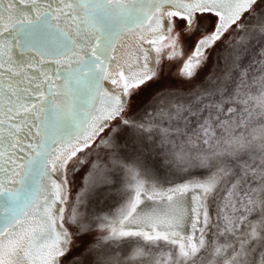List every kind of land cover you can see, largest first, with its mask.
Returning <instances> with one entry per match:
<instances>
[{"label": "snow or ice", "instance_id": "obj_1", "mask_svg": "<svg viewBox=\"0 0 264 264\" xmlns=\"http://www.w3.org/2000/svg\"><path fill=\"white\" fill-rule=\"evenodd\" d=\"M0 264H264V0H0Z\"/></svg>", "mask_w": 264, "mask_h": 264}]
</instances>
